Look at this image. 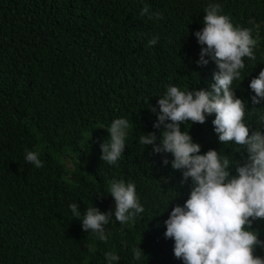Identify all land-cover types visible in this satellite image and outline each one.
Listing matches in <instances>:
<instances>
[{
    "label": "trees",
    "instance_id": "1",
    "mask_svg": "<svg viewBox=\"0 0 264 264\" xmlns=\"http://www.w3.org/2000/svg\"><path fill=\"white\" fill-rule=\"evenodd\" d=\"M218 3L221 14L259 37L255 60L245 58L241 79L233 82L246 102L250 133L253 113L251 79L264 69V0H0V264H183L174 241L166 239L165 220L172 208L190 196L191 178L171 167V154L153 153L138 143L154 128L150 107L168 85L184 90H211L218 68L210 55L199 66L201 45L194 35L204 27V9ZM147 6L149 15H141ZM158 37V43L148 41ZM206 47V46H205ZM126 118L129 129L124 155L115 165L102 159L111 122ZM207 115L204 124L181 123L201 153L230 155L235 176L247 152L220 143ZM38 151L44 166L25 160ZM169 160L168 165L163 160ZM134 183L145 212L121 224L115 202L105 191L111 180ZM77 203L81 219L87 207L113 213L108 240L82 229L69 205ZM264 241V219L254 221ZM139 246L145 256L133 258ZM255 255L264 258V248Z\"/></svg>",
    "mask_w": 264,
    "mask_h": 264
},
{
    "label": "clouds",
    "instance_id": "2",
    "mask_svg": "<svg viewBox=\"0 0 264 264\" xmlns=\"http://www.w3.org/2000/svg\"><path fill=\"white\" fill-rule=\"evenodd\" d=\"M218 3H209L204 9V27L194 33L201 45L199 66L208 64L204 59L210 55L218 71L213 75L211 90H190L168 85L166 92L157 101V107L150 111L157 115L153 127L163 131L157 143L156 133L141 134L138 143L143 147L153 146V153L171 154V167L182 171L186 183L192 181L190 196L183 206L172 208L165 220L166 239L174 241V256L183 264H264V258L255 255V249L264 248L258 230L252 229L254 221L264 219V133L259 129L250 133L246 123L249 115L246 102L237 98L233 82L241 79L245 69V58L255 60L254 49L259 37L253 38L250 29L236 26L231 17L221 14ZM149 15L145 6L140 13ZM158 37L148 41V46L158 43ZM206 46V47H205ZM250 89L253 104L264 99V69L251 79ZM215 114L212 121L220 143H232L235 152L245 149L247 159L236 167V175L230 166L235 162L230 155L216 150L201 153V146L192 141L187 130L181 131V123L191 121L204 124L206 114ZM257 124H264V109L253 113ZM129 121L117 118L106 130L109 139L101 144V159L108 165H115L124 155ZM25 160L36 168L44 166L38 151H27ZM164 165L169 164L165 158ZM106 193L115 202L114 218L121 224L141 216L145 209L140 203L134 183L111 180ZM73 218L82 222L85 232L98 235L106 242V226L113 213L101 212L97 207H87L81 219L77 203L69 205ZM133 258L139 261L144 255L139 246L134 247ZM108 264L118 262L120 257L114 251L105 254Z\"/></svg>",
    "mask_w": 264,
    "mask_h": 264
}]
</instances>
